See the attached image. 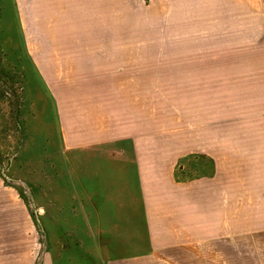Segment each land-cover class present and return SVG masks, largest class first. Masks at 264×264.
Listing matches in <instances>:
<instances>
[{
  "label": "rangeland",
  "instance_id": "1",
  "mask_svg": "<svg viewBox=\"0 0 264 264\" xmlns=\"http://www.w3.org/2000/svg\"><path fill=\"white\" fill-rule=\"evenodd\" d=\"M11 1L0 10V264H37L40 163L69 157L60 120L136 137L156 191L179 156L218 162L206 201L180 208L179 241L159 233L155 257L126 264H264V0H19L18 18Z\"/></svg>",
  "mask_w": 264,
  "mask_h": 264
},
{
  "label": "crops",
  "instance_id": "2",
  "mask_svg": "<svg viewBox=\"0 0 264 264\" xmlns=\"http://www.w3.org/2000/svg\"><path fill=\"white\" fill-rule=\"evenodd\" d=\"M5 2L8 0H0L2 11ZM11 3L18 18L20 2ZM65 7L70 6L63 4ZM60 126L63 152L69 157L52 156L49 151L50 159L40 163L37 264L151 260L160 248L158 234L171 233L166 241L171 242L168 247L174 246L179 241L175 233H183L176 227L183 222L180 208L192 200L205 202L206 181L218 177L216 158L203 152L182 155L168 167L167 184H159L156 191V185L148 182L136 137L121 136L120 130L102 135L94 130L68 131L61 120ZM192 185H197L193 193ZM164 206L172 212L170 221L154 216V209Z\"/></svg>",
  "mask_w": 264,
  "mask_h": 264
}]
</instances>
